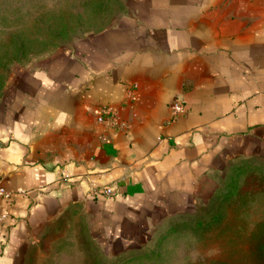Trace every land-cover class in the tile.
Returning <instances> with one entry per match:
<instances>
[{"label": "crops", "instance_id": "obj_1", "mask_svg": "<svg viewBox=\"0 0 264 264\" xmlns=\"http://www.w3.org/2000/svg\"><path fill=\"white\" fill-rule=\"evenodd\" d=\"M129 2L1 95L0 184L22 193L0 197V264L77 210L108 254L142 247L234 165L264 162V0ZM102 105L125 126L97 122Z\"/></svg>", "mask_w": 264, "mask_h": 264}, {"label": "rangeland", "instance_id": "obj_2", "mask_svg": "<svg viewBox=\"0 0 264 264\" xmlns=\"http://www.w3.org/2000/svg\"><path fill=\"white\" fill-rule=\"evenodd\" d=\"M131 0H0V98L24 69L113 25ZM211 190V189H210ZM140 249L104 251L78 210L47 225L25 264H264V162L234 165L215 192Z\"/></svg>", "mask_w": 264, "mask_h": 264}, {"label": "built area", "instance_id": "obj_3", "mask_svg": "<svg viewBox=\"0 0 264 264\" xmlns=\"http://www.w3.org/2000/svg\"><path fill=\"white\" fill-rule=\"evenodd\" d=\"M169 107H170V115L172 119L180 115L183 111V104L178 100L173 101ZM118 119H119L118 112L112 106L102 105L99 107L96 116L97 122L99 123L110 122L111 124H115L118 127H124L125 124L123 122H119ZM62 177L64 180L69 179L70 173L67 169L62 170ZM18 193H22V191L12 192L10 190H7L5 187H3L0 184V197L2 198L9 200L11 199V197H13V195H16ZM90 193L94 196L111 197L113 195V189L111 188V186H105L103 188L92 187ZM5 216L6 213L1 214L0 219Z\"/></svg>", "mask_w": 264, "mask_h": 264}, {"label": "trees", "instance_id": "obj_4", "mask_svg": "<svg viewBox=\"0 0 264 264\" xmlns=\"http://www.w3.org/2000/svg\"><path fill=\"white\" fill-rule=\"evenodd\" d=\"M140 248H141V246H139V247H137V248H134V250H135V249H140Z\"/></svg>", "mask_w": 264, "mask_h": 264}]
</instances>
